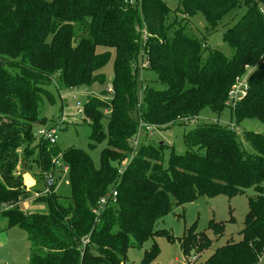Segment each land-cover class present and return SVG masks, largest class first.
Masks as SVG:
<instances>
[{
    "label": "trees",
    "instance_id": "trees-1",
    "mask_svg": "<svg viewBox=\"0 0 264 264\" xmlns=\"http://www.w3.org/2000/svg\"><path fill=\"white\" fill-rule=\"evenodd\" d=\"M178 11L182 19L163 0H142L140 7L125 0H0V204L13 206L0 215L6 229L27 233L28 264H126L130 248L169 234L155 227L175 207L248 188L256 195L249 199L240 239L217 247L206 264H256L264 256V133L238 135L219 123L193 126L185 132L186 151L172 149L167 167L169 146L131 143L144 131L141 122L183 126L202 112L221 117L228 111L238 125L248 120L264 125V0H179ZM198 14L209 35L239 16L221 32L232 57L210 45L208 35L186 30L183 22ZM144 27L148 38L142 46ZM110 59L113 98L84 105L92 120V146L107 143L96 167L79 147L60 150L39 139L35 126L46 124L39 107L43 99H54L49 89L54 76L59 91L100 85L105 81L100 71ZM143 59L165 87L141 82L139 93ZM249 68V89L233 109L226 104L228 92ZM130 155L120 171L117 164ZM64 166L69 194L52 189L35 196L24 185L22 172L37 170L46 186L45 175ZM112 189L117 197L95 215ZM30 198L45 209L24 211L20 203ZM211 226L221 235L222 224ZM211 245L196 223L181 242L189 256ZM155 247L156 242L152 252Z\"/></svg>",
    "mask_w": 264,
    "mask_h": 264
},
{
    "label": "rangeland",
    "instance_id": "rangeland-1",
    "mask_svg": "<svg viewBox=\"0 0 264 264\" xmlns=\"http://www.w3.org/2000/svg\"><path fill=\"white\" fill-rule=\"evenodd\" d=\"M163 1L176 13L179 19L184 17V14L178 11L179 0ZM237 18L234 21L229 20V24L223 23L220 25L219 32L215 34L213 33L212 35L208 34L209 26L202 14L188 17L183 23L187 22L186 30L189 32L192 31L191 33L195 36L202 37L208 35L207 38L209 44L219 48L230 58L232 57L233 49L222 41L221 32H223L228 26H231ZM143 44L144 40L141 42V45ZM146 62L147 61L143 59L141 61L142 66L140 65L137 71L139 93L141 82L144 87L147 85L158 89L165 87L157 81L155 73ZM143 64L145 66H143ZM251 71L252 68L247 69L243 77L247 76ZM100 72L105 76L104 83L100 85L93 84L89 87H79L70 90L63 89L60 91L57 90L55 86L57 75L54 76L52 84L49 86V89L54 94V99L53 101L43 99L39 107L41 116L46 118V124L35 126L36 132L40 127L58 125L59 138L55 143L57 148L65 150L71 146L79 147L90 155L96 167L100 166L101 152L107 144L106 141L97 143V146L95 147L92 146L90 138L92 134V126L90 123L92 120L86 112L84 116H82V114L77 115V117L81 119L77 122H71L69 119L70 116L76 115L77 104L83 109L89 99L95 98L104 102L110 101L113 98V95L107 91L108 85L111 84L113 80V59H110ZM227 101L228 99L226 100V104ZM107 111H110V109ZM107 111L104 110V113H107ZM63 115L66 117L65 122L61 121ZM204 118L206 119L203 120ZM229 122H231V115L228 111H226L221 117L216 114L209 115L206 114V112H202L193 120H185L183 126L173 125L166 128L165 126L159 127L152 125L153 131L150 133L152 135L144 134L146 133L144 131H139V133L142 132L141 135L139 134V140H131V143L133 142L132 145L136 148L141 145L143 146L144 143H146V146H150L163 142L169 146L166 148L164 155V165L167 167L172 149L177 153H183L186 151L185 132H188L190 128L205 123H219L220 125L227 126ZM233 124L235 130L240 132L236 133L238 135L243 133L242 130H252L256 133H264V125L260 124L258 121L248 120L238 125L235 119H233ZM131 157L132 155L117 164L120 171L127 167L131 161ZM20 165H22V163ZM29 173H31L35 179V184H37L35 185L36 188H39L42 191L45 187V183L39 179L38 171L32 170ZM54 178L56 183L54 184L55 186L53 185V191H57L60 195L69 194L70 187L67 173L64 171H57ZM31 181L32 180L29 181V184ZM24 185L27 188L26 182H24ZM41 191L36 192V194L41 193ZM255 195L256 191L254 188H248L243 193L236 196L231 197L225 194H218L210 197L203 195L196 201L189 202L181 207H175L170 213L160 219L155 227V229H166L169 234H159L154 239L151 238L145 242L143 247L130 248L127 251L126 264H206L207 259L217 247L226 244L228 241L240 239L249 210V199ZM36 208V211H43L45 209L39 207ZM212 221L223 225L221 235H216L214 233L211 226ZM195 223L197 224V230L199 232H204L212 240V245L203 252H199L197 249L192 250V253L189 256L184 253L181 242L187 234L188 229ZM5 226L6 224L1 220L0 215V264H28L30 244L27 233L17 227L6 229ZM171 235L173 237H171ZM154 242H156V247L152 252ZM146 251L151 252L148 258L145 257Z\"/></svg>",
    "mask_w": 264,
    "mask_h": 264
},
{
    "label": "built area",
    "instance_id": "built-area-1",
    "mask_svg": "<svg viewBox=\"0 0 264 264\" xmlns=\"http://www.w3.org/2000/svg\"><path fill=\"white\" fill-rule=\"evenodd\" d=\"M125 2L130 7H140V5L142 4V0H125ZM263 14H264V11H263ZM139 31L141 34V42L144 40V44H145V42L148 38V34L146 32L145 27L141 30L139 29ZM146 63L148 65V62H146ZM141 66H142V64H141ZM143 66H145V65L143 64ZM248 75H250V73ZM248 75L238 79L235 82V84L231 87V89L229 90L228 101H227V105L229 107L234 109L235 106L246 96V93L249 89L248 88ZM107 91H108V93H111L112 95L114 94V88H113L112 83L108 85ZM78 114H82V116H84L85 106L83 107V109H81L79 104H77V113H76V115L70 116L69 120L71 122H77V121L81 120L79 117H77ZM65 120H66V117H65V115H63L61 121L65 122ZM185 120H187V119H185ZM216 121H219V120H216ZM227 125L230 126L236 133H240V132H237L235 130L233 120H231V122H229ZM140 129H142V130H144V132L150 134L153 131V126L150 124H146V123L141 122L140 123ZM36 135L39 139H41L43 141H46L50 144H55L59 138L58 125L57 126L40 127L36 131ZM134 141H137V140H134ZM57 165L60 166V163L57 162ZM63 171L67 173L68 167L64 166ZM54 176L55 175L53 173L45 175V179H46L45 189L41 193H37L36 196H39L40 194H48L52 191V187L56 183ZM117 194H118L117 190L112 189L108 193L107 197L101 198V200L98 203V207L94 208V210H93L95 215H99L101 210L104 209V206L109 202V200L115 199L117 197ZM11 207H13L11 203H2V204H0V212L3 210H8ZM256 264H264V256L260 257Z\"/></svg>",
    "mask_w": 264,
    "mask_h": 264
},
{
    "label": "crops",
    "instance_id": "crops-1",
    "mask_svg": "<svg viewBox=\"0 0 264 264\" xmlns=\"http://www.w3.org/2000/svg\"><path fill=\"white\" fill-rule=\"evenodd\" d=\"M26 176H29V179L32 180L30 184L27 183V178H26ZM23 180H24V182H26V184H27V190H30V191L33 190L32 192H33L34 195L36 196V192H37V190H36V186H35V185H37V184H35V183H36V182H35V179H34L33 176L31 175V173H29V172H24V173H23ZM34 190H35V192H34ZM20 205H21V208H22L24 211H36V209H37L36 207L44 208V205L35 202L34 198H30V199H27V200H25V201H22V202L20 203Z\"/></svg>",
    "mask_w": 264,
    "mask_h": 264
},
{
    "label": "water",
    "instance_id": "water-1",
    "mask_svg": "<svg viewBox=\"0 0 264 264\" xmlns=\"http://www.w3.org/2000/svg\"><path fill=\"white\" fill-rule=\"evenodd\" d=\"M162 144H164L163 142H161Z\"/></svg>",
    "mask_w": 264,
    "mask_h": 264
}]
</instances>
